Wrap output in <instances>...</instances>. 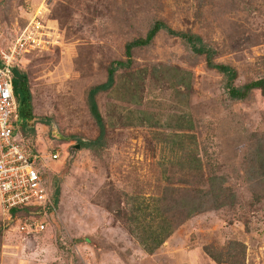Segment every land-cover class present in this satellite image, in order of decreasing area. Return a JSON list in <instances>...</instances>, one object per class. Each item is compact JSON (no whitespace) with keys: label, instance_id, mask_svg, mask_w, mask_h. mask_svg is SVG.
<instances>
[{"label":"rangeland","instance_id":"obj_1","mask_svg":"<svg viewBox=\"0 0 264 264\" xmlns=\"http://www.w3.org/2000/svg\"><path fill=\"white\" fill-rule=\"evenodd\" d=\"M156 21L197 34L215 64L234 68L236 87L264 77V0H0V49L26 27L41 41L15 63L28 89H16L17 130L32 119L18 136L33 161L59 154L44 169L59 193L41 233L20 231L18 219L8 221L0 207V264H237L228 258L231 242L244 247L241 264H264V174L257 170L264 97L252 90L243 101L230 100L224 76L183 39L161 30L130 50V67L96 97L104 145L80 147L98 134L88 90L105 82L110 63L125 61L126 45ZM186 72L189 90L176 85ZM132 92L138 105L129 103ZM146 115L158 128L143 121ZM187 118L193 130L173 128ZM189 149L201 171L186 170ZM212 174L231 189V204L211 207L205 192ZM167 189L174 191L167 203L203 211L176 227L155 256L139 258L142 226L156 220L134 209ZM184 212L175 220L182 222Z\"/></svg>","mask_w":264,"mask_h":264},{"label":"trees","instance_id":"obj_2","mask_svg":"<svg viewBox=\"0 0 264 264\" xmlns=\"http://www.w3.org/2000/svg\"><path fill=\"white\" fill-rule=\"evenodd\" d=\"M166 30L170 35H173L175 37H179L184 40L185 44L190 48V50L197 55L204 56L206 66L210 69H214L217 72L221 73L225 80V89L228 97L232 101H243L245 100L248 95L251 93L252 90H259L261 95L264 97V77L256 79L254 81H250L242 86L236 87L233 84V81L236 79V71L233 67L229 65L224 64H215L212 60L213 56V50L206 47L204 43L202 42L201 38L197 34H187V33H181V32H175L168 25L163 23L162 21H156L153 23L149 31L146 33V36L143 38H139L137 40L132 41L131 43L126 45V60L125 61H113L110 63L107 69V76L105 82L95 85L91 87L87 92V105L90 112V115L92 116L97 128H98V134L96 138L92 141L87 142H80V147L86 150H94L97 148H100L104 145L105 141V134H106V126L104 123V120L99 112L96 97L98 94L107 92L108 90H111L115 85V74L118 70H124L128 69L130 67V50L134 47H142L147 46L151 43L155 35L161 31ZM13 74V85L15 89V99L18 103V124L21 122L20 120V106L19 102L16 98V89L20 87H26V79L25 76L22 75L19 71V68L15 67L12 69ZM186 75V82H177L176 85L184 86L186 90L190 89V73L186 72L184 73ZM28 90V89H27ZM136 92H132L129 97H131V100H129V103L138 105L140 103L139 100L136 99ZM29 100H30V93L28 91ZM124 101V100H123ZM126 102V101H125ZM31 117V112H29V118ZM147 119L143 120L145 123L151 125V127L155 125L154 123H150L149 119L150 116L146 115ZM32 119L28 120L26 123L30 122ZM185 124L182 125H176L173 126L176 130H193V123L190 118H187L185 120ZM23 123L21 127L19 128L22 130L24 127L23 125L26 124ZM138 125H141L143 122L138 123ZM158 128V127H157ZM177 137V136H175ZM260 154L257 152L256 157L259 158ZM263 157H264V147H263ZM186 165L187 171H201L202 170V162L198 158V156L195 154L193 150H188L186 153V161L184 163ZM258 171H261V173L264 174V158L261 161V164L259 167H257ZM174 192L172 189H167L165 192V195L161 196V198H150L148 201L150 202L147 205H144L145 199H142L141 201H138L136 211L139 216H146L149 217L151 220H156L154 224L145 223L142 226V230L145 232L146 237H141V244L143 248L147 251L149 254H153L155 250L159 249L164 241L169 239L171 235L174 232V229L178 226H180L184 221H186L188 218H190L193 214L202 212L203 210L200 208H188L182 207L181 203L178 202H169L167 203L166 199L168 197V193L171 194ZM58 193L59 189L56 188L53 191L52 200L55 204V206L58 204ZM205 195H207L208 198L212 201V208H220L222 205H225L226 200L228 199V204H231L233 201V194L231 192V189L224 186V181L218 180L213 174L209 177V184L208 189L205 192ZM198 207V206H197ZM184 210V220L182 222H179L175 220V217L179 215V213ZM14 211L23 218L24 216H27L29 213V210L27 209H14ZM15 212H11V214H14ZM133 212V210H132ZM149 213V214H147ZM174 220V221H173ZM134 222V221H133ZM175 222V223H174ZM131 230L130 228L128 229ZM233 245V246H231ZM231 249H233V254L228 255L229 261H234L237 264H241L244 261V247L238 242H231L230 243ZM233 247V248H232ZM243 248V249H242ZM215 261L219 262V259L213 258Z\"/></svg>","mask_w":264,"mask_h":264},{"label":"built area","instance_id":"obj_3","mask_svg":"<svg viewBox=\"0 0 264 264\" xmlns=\"http://www.w3.org/2000/svg\"><path fill=\"white\" fill-rule=\"evenodd\" d=\"M14 42L0 49V207L9 213V217L11 212H15L14 209L35 208L40 220L28 217L32 221L25 223L21 229L40 233L47 227V215L49 212L55 213V208L46 180L38 169L42 163L41 156L33 161L17 136L18 103L12 69L20 56L37 48L41 41L37 34L31 38L26 27ZM58 156L57 152L51 154V159H57Z\"/></svg>","mask_w":264,"mask_h":264},{"label":"clouds","instance_id":"obj_4","mask_svg":"<svg viewBox=\"0 0 264 264\" xmlns=\"http://www.w3.org/2000/svg\"><path fill=\"white\" fill-rule=\"evenodd\" d=\"M19 117V116H18ZM20 130V129H19ZM19 130H17V136H18V134H19ZM21 131V130H20ZM19 138H20V136H18ZM56 137V139L58 138L57 136H55ZM20 143H22L23 145H25L26 147L27 146H29V145H27L25 142H23L21 139H20ZM51 154H54V153H51ZM51 154H50V157H47L46 158V156H41V164L39 165V167H38V169H39V172H40V174L41 175H43V177H44V179L46 180V183H47V186H48V188H49V190H50V193H51V199H52V195H53V189H52V184H51V181H50V179H48L47 177H46V175L45 174H48L46 171H48V170H45L44 171V169L46 168V163L48 162V161H53V162H57L58 160H59V156H58V158L57 159H51ZM59 155V154H58ZM38 156H39V154H38ZM47 159V160H46ZM41 168L43 169V170H41ZM52 203H53V205H54V208H55V213H56V206H55V204H54V202H53V200H52ZM29 210V213H28V215L27 216H24L23 218H21L16 212L14 213V214H11V216L9 217V213H7L6 215L8 216V221H11V220H14L15 218H17L18 220V222L20 223V226H19V228H20V231H22V232H24L25 234H27V235H35V234H38V233H34V232H28V231H26V230H24V229H21L22 227H24V224L26 223V224H28L30 221H32V219H30V220H28V217H32V218H35V219H39L40 220V215L39 214H36V209L35 208H30V209H28ZM49 211H51V210H49ZM51 213V214H50ZM52 214H54V213H52V212H49V214L47 215V218H48V216H50V215H52ZM45 221H46V219H45ZM47 223V222H46ZM41 233V232H40ZM146 251V250H145ZM147 252V251H146Z\"/></svg>","mask_w":264,"mask_h":264},{"label":"crops","instance_id":"obj_5","mask_svg":"<svg viewBox=\"0 0 264 264\" xmlns=\"http://www.w3.org/2000/svg\"><path fill=\"white\" fill-rule=\"evenodd\" d=\"M160 249H161V247L159 249L155 250V252L153 254H149V253L145 252V249H144L141 251L143 254L141 256L139 255L137 257H139V258H144V257L150 258L151 256H155L159 252ZM165 262L166 261H159L160 264L165 263ZM132 263L136 264V261H133Z\"/></svg>","mask_w":264,"mask_h":264},{"label":"water","instance_id":"obj_6","mask_svg":"<svg viewBox=\"0 0 264 264\" xmlns=\"http://www.w3.org/2000/svg\"><path fill=\"white\" fill-rule=\"evenodd\" d=\"M79 148V146H76V149H78Z\"/></svg>","mask_w":264,"mask_h":264}]
</instances>
